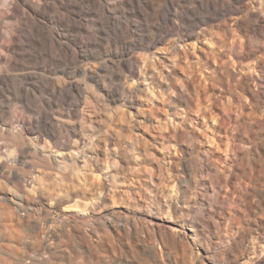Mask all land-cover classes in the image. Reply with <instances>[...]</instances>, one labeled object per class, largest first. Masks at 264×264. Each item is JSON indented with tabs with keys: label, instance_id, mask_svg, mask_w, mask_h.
Listing matches in <instances>:
<instances>
[{
	"label": "bare ground",
	"instance_id": "1",
	"mask_svg": "<svg viewBox=\"0 0 264 264\" xmlns=\"http://www.w3.org/2000/svg\"><path fill=\"white\" fill-rule=\"evenodd\" d=\"M218 19L220 23L215 24ZM137 25L143 27L138 30ZM201 26L206 28L197 32ZM206 35L210 38L203 41ZM167 36L176 37L180 46L177 58L169 61L173 72L191 76V61L202 54L234 98L233 105L215 99L209 114V121L217 123L222 136L218 148L223 154L200 152L194 164L195 171L206 172L208 185L217 189L211 205L214 209L207 212L206 219L189 222L191 235L199 243L197 264H264V243L255 244V234L264 231V215L263 222L255 217L264 208V182L256 181L264 177V114L258 115L264 103V10L249 0H0V264H54L57 254L52 232L43 235L47 243L43 254L31 256L7 244L42 202L32 186L34 180L41 182L44 173L40 169L63 179L68 161L77 170L72 155H55L61 134L55 115L44 105L78 99L82 90L71 79L93 80L97 70L108 63L121 74L132 76L139 69L143 76L145 58L141 62L135 58L134 65L128 62L129 46L139 42L148 50ZM119 38L130 41L121 42L109 62H98ZM218 49L221 54L217 55ZM148 57L154 69L156 59L151 54ZM249 57L255 58L253 72L244 73L242 62ZM91 60L96 65H90ZM99 83L111 84V79ZM200 95L197 90L198 99ZM202 157L209 161L204 169L200 167ZM194 168L188 170L190 174ZM78 197L79 193L65 187L62 194L53 193L48 200L61 209ZM88 210L89 206L76 201L55 212L49 221L67 223L75 217L74 211ZM125 216L109 219L103 227L115 233L136 229L134 219ZM85 223L81 221V225ZM140 228L157 255L163 253L161 239L179 241L187 235L168 228L162 232L150 224L142 223ZM65 232L72 235L71 230ZM80 232L85 254L87 232ZM107 241L111 244L109 237Z\"/></svg>",
	"mask_w": 264,
	"mask_h": 264
},
{
	"label": "rangeland",
	"instance_id": "2",
	"mask_svg": "<svg viewBox=\"0 0 264 264\" xmlns=\"http://www.w3.org/2000/svg\"><path fill=\"white\" fill-rule=\"evenodd\" d=\"M249 3L264 10L263 0H249ZM214 23L218 24L220 20ZM130 26L134 27L135 23L131 22ZM136 27L140 30L143 26ZM202 28L206 27H198L197 32ZM208 38L210 35L203 36V41ZM124 41L130 40L117 39L98 62H109L112 52ZM129 47L125 56L128 62L134 65L135 58L139 62L145 58L147 67L143 76L139 69L132 76L121 74L108 63L105 68H97L91 82L81 76L71 79L72 82L78 81L82 90L78 99L54 102L53 105L44 102V107L55 115L61 134L55 155L58 158L72 155L76 159L77 170H72V162L68 161V168L63 171L66 178L63 179L59 174L55 176L51 171L40 169L49 174L41 175V182L34 180L32 184L42 197L41 207L30 213L26 224L18 228L11 241L7 242L17 251L28 252L31 256L43 254L42 248L47 244L43 235L52 232L55 246L58 244L54 264L198 263L199 243L191 235L193 229L189 222L206 219L207 212L214 209L211 205L216 200L217 189L208 185L206 172L195 171L194 164L200 152L223 154L218 148L222 136L217 123L209 121V114L215 99L222 104L233 105L234 98L227 93L223 78L216 75L214 66L202 54L191 61V76L181 71L173 72L169 61L177 58L180 46L176 37L167 36L148 50L139 42ZM148 54L156 59L154 69ZM216 54H221V49ZM254 62V57L244 59L243 72H253ZM88 63L96 65L92 60ZM104 78H110L111 84L101 85L99 82ZM262 83L264 86L263 78ZM197 90L201 91L199 99ZM42 95L43 99L47 98L45 90ZM258 109L259 116L264 114V103ZM208 164L209 161L203 158L200 167L204 169ZM191 168H194L192 174L188 171ZM258 180L264 182V177H257ZM65 187L79 193V197L62 205L61 209L77 201L85 203L90 210L87 213L74 211L75 217L67 223H51L52 215L61 209L54 207L48 198L53 193L62 194ZM263 215L264 208H259L255 217L263 222ZM123 216L134 219L136 229L115 233L103 227L109 219ZM81 221L87 222L86 225H81ZM142 223L162 232L170 229L177 233L185 231L187 235L179 241L161 239L163 253L157 255L150 240L141 232ZM65 230H71L72 235L68 236ZM81 230L86 231L88 237L85 254L81 246ZM106 235H109L111 244ZM205 235L213 237L212 234ZM255 235V244L264 243L263 230ZM248 241L254 242L250 238Z\"/></svg>",
	"mask_w": 264,
	"mask_h": 264
}]
</instances>
